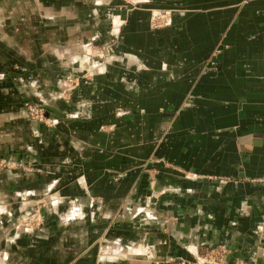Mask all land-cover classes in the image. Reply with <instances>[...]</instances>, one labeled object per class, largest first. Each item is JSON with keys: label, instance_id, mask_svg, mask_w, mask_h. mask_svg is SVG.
Wrapping results in <instances>:
<instances>
[{"label": "crops", "instance_id": "crops-1", "mask_svg": "<svg viewBox=\"0 0 264 264\" xmlns=\"http://www.w3.org/2000/svg\"><path fill=\"white\" fill-rule=\"evenodd\" d=\"M141 1L0 0V264H264V0Z\"/></svg>", "mask_w": 264, "mask_h": 264}, {"label": "built area", "instance_id": "built-area-1", "mask_svg": "<svg viewBox=\"0 0 264 264\" xmlns=\"http://www.w3.org/2000/svg\"><path fill=\"white\" fill-rule=\"evenodd\" d=\"M136 3H142L141 0L134 1ZM151 25L152 27H159V25L162 24L163 20L167 18V24L170 22L168 19L170 18L171 11L170 10H151ZM65 84L68 86L69 89H72L73 87V81H71V77L65 78ZM25 109L28 112V115L31 120L38 122V123H44L47 126H53L52 121L49 118L45 117V108L43 104L38 103H26ZM7 166L5 161H0V170L2 168H5ZM29 225V223L36 222V220L32 221H26ZM27 225V227H28ZM225 255V251L223 248H221L219 254L217 257H211L205 261V263L208 264H220L223 261Z\"/></svg>", "mask_w": 264, "mask_h": 264}, {"label": "rangeland", "instance_id": "rangeland-1", "mask_svg": "<svg viewBox=\"0 0 264 264\" xmlns=\"http://www.w3.org/2000/svg\"><path fill=\"white\" fill-rule=\"evenodd\" d=\"M135 0H126V5H127V7L128 8H135V7H138V6H140V4L141 3H136V2H134ZM136 1H138V0H136ZM153 10H166V9H153ZM149 14H150V16H149V26L151 27V29H153V30H160V29H164V28H166L168 25H170V23H171V15H170V18L168 19V21H170L168 24H167V18L166 19H164L163 20V22H162V24L161 25H159V27H152V25H151V10H150V12H149ZM102 48L103 47H101V49L97 52L98 54H96V55H94V57H96L98 60H100V61H95V60H92L91 61V59L90 60H88V61H86V60H82V62L81 61H78V70H79V72H78V74H71V76H67V77H71V81H73V86L72 87H74L76 84L77 85H79V83H80V80H81V78H83V76H85V75H90V73L89 72H91L92 70H94L95 69V66H98V63L99 64H101L102 62L103 63H106V61H105V59H104V61H102V56H100L99 54H101L102 52L104 53V52H106L105 50H102ZM112 52V51H111ZM85 54L87 55V53L85 52ZM85 54H83V56L85 55ZM92 55V54H91ZM82 56V57H83ZM107 56V55H106ZM106 56L104 57V58H106ZM111 56H113V55H111ZM111 56H107L108 57V59H109V57H110V59H109V61H107V63H114V62H112V59H111ZM81 58V57H80ZM91 58H93L92 56H91ZM81 71V72H80ZM87 71H89V72H87ZM67 77H65V78H67ZM65 78H64V83L63 84H65ZM68 94V93H67ZM46 106V105H45ZM44 106V108H45V117L46 118H48L47 117V111H48V109L46 108ZM26 113H27V115H28V112H27V110H26ZM28 117H29V115H28ZM29 119H30V117H29ZM31 120V119H30ZM31 121H33V120H31ZM33 122H35V121H33ZM38 123V122H37ZM46 125V124H45ZM0 161H5V160H3V159H0ZM6 162V161H5ZM6 164H7V166H8V163L6 162ZM6 166V167H7ZM2 169H4V168H2ZM1 169V170H2ZM37 222H33V223H29V225H28V223L26 222V221H23V220H19L18 221V223H16V225H19V226H24V227H27V225L30 227V225H34V224H36Z\"/></svg>", "mask_w": 264, "mask_h": 264}]
</instances>
